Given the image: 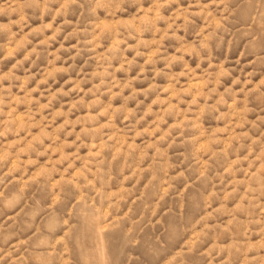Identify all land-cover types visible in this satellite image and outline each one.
Listing matches in <instances>:
<instances>
[{
  "label": "rangeland",
  "instance_id": "rangeland-1",
  "mask_svg": "<svg viewBox=\"0 0 264 264\" xmlns=\"http://www.w3.org/2000/svg\"><path fill=\"white\" fill-rule=\"evenodd\" d=\"M0 264H264V0H0Z\"/></svg>",
  "mask_w": 264,
  "mask_h": 264
}]
</instances>
